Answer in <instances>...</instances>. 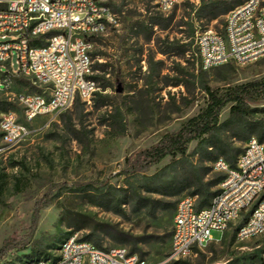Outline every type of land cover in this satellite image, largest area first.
I'll list each match as a JSON object with an SVG mask.
<instances>
[{
  "label": "rangeland",
  "instance_id": "374dc122",
  "mask_svg": "<svg viewBox=\"0 0 264 264\" xmlns=\"http://www.w3.org/2000/svg\"><path fill=\"white\" fill-rule=\"evenodd\" d=\"M108 3L118 14L119 22L94 37L92 58L93 64H106V76L114 82V88L105 91L112 106L96 107L92 100L77 103L76 99L56 120L41 117L28 123L29 132L16 144L3 143L0 133V247L8 237H27L35 206L48 195L49 202L38 212L27 248L8 258L28 254L26 264L37 258L55 260L61 242L68 236L82 238L90 226H113L128 233L129 240L116 242L101 232L99 248L124 246L131 252L136 245L135 253L151 264L264 263V234L246 240L234 235L235 226L248 211L225 232L222 240V232L213 230V238L220 241L195 248L186 258L175 259L170 257L175 208L165 207L151 216L145 210L134 213L129 205H124L125 213L117 214L69 191L73 184L90 181L122 186L126 157L177 131L206 107L208 96L201 81L213 89H225L264 76V58L243 66L201 68L195 38L189 35L194 31L195 37L197 32L209 29L222 32L226 16L210 20L199 13L201 0H182L166 14L155 8L153 0ZM9 70L11 78L5 81ZM119 87L121 92H117ZM37 89L31 79L19 73L15 52L9 63H0V115L13 111L25 121L18 96ZM113 106L120 109L123 121L115 117ZM254 106L262 108L263 104ZM230 107L228 103L221 111V121L228 117ZM255 116L264 118V112ZM196 143H190L188 153H193ZM245 144L235 143L241 148ZM171 160L172 156H166L146 173H154ZM212 174L223 173L213 168L206 179H212ZM190 191L166 200L177 205ZM77 226L86 228L78 230ZM32 250L41 255L30 256Z\"/></svg>",
  "mask_w": 264,
  "mask_h": 264
},
{
  "label": "built area",
  "instance_id": "2783aa9c",
  "mask_svg": "<svg viewBox=\"0 0 264 264\" xmlns=\"http://www.w3.org/2000/svg\"><path fill=\"white\" fill-rule=\"evenodd\" d=\"M182 0H153L163 14ZM0 63L15 52L19 73L31 79L36 92L22 93L18 102L25 121L13 111L0 115L3 143L20 142L28 123L41 117L56 120L80 99L91 102L99 89L94 74V37L119 22L108 0H0ZM195 45L203 70L227 64L243 66L264 58V0H245L225 16L224 30L197 32ZM11 78V71L5 74ZM2 147L0 146V152ZM224 178L209 206L197 207V198L178 201L172 228L171 258L190 256L215 240L213 230L225 232L244 213L236 229L238 240L264 234V143L252 136L235 166L223 157L213 164ZM29 264H151L124 246L107 249L75 235L65 238L55 260L37 258Z\"/></svg>",
  "mask_w": 264,
  "mask_h": 264
},
{
  "label": "trees",
  "instance_id": "16d2710c",
  "mask_svg": "<svg viewBox=\"0 0 264 264\" xmlns=\"http://www.w3.org/2000/svg\"><path fill=\"white\" fill-rule=\"evenodd\" d=\"M244 1L201 0L199 13L209 17L210 20L218 19ZM189 37L195 38L194 31ZM92 55L95 56V53ZM105 68V63L93 64L94 71H99V74L92 75L100 88L92 98L93 105L96 107L112 106L110 95L105 91L114 88V82L106 76L108 72ZM116 80L121 82L120 78ZM201 87L208 96L206 107L177 131L165 134L152 146L142 148L126 157L122 170L125 175L122 186L117 187L107 181H90L73 184L69 191L81 195L95 206L117 214H124V205H129L134 213L145 210L149 215L155 216L165 207L176 208L175 202L166 199L189 190H191L190 195L197 198L198 208L209 206L218 191L214 189L215 186L219 185L224 178V174H212V179H206L209 172L213 170L212 164L219 157H223L231 166H235L243 150L235 145L237 141L247 142L252 136H256L264 143V118L255 116V113L259 111L264 112V76L225 89H213L202 81ZM80 101L77 99L76 102ZM228 103H231L229 115L221 121V111ZM257 104H263V107L254 106ZM112 110L115 117L123 121L120 109L113 106ZM195 140L197 143L193 153H188L190 143ZM169 155L172 156L169 163L152 174L146 173ZM195 155L197 159H194ZM47 197L37 202L33 225L27 237L5 239L0 247V264L27 263L25 258L29 257L28 254L18 255L13 259L8 256L27 248L33 236L38 212L49 202ZM249 213H244L245 216L235 226L234 235H236V229L246 221ZM82 228L86 227L77 226L78 230ZM89 230L80 239L90 241L98 247H102L101 232L116 242L129 240L126 238L129 237L128 233L113 226L107 229L90 226ZM136 249L134 245L131 252L135 253ZM30 253V256L41 255V252L34 253L33 250Z\"/></svg>",
  "mask_w": 264,
  "mask_h": 264
},
{
  "label": "water",
  "instance_id": "95a60500",
  "mask_svg": "<svg viewBox=\"0 0 264 264\" xmlns=\"http://www.w3.org/2000/svg\"><path fill=\"white\" fill-rule=\"evenodd\" d=\"M122 91V89H121V87H119L118 89H117V92H121Z\"/></svg>",
  "mask_w": 264,
  "mask_h": 264
}]
</instances>
